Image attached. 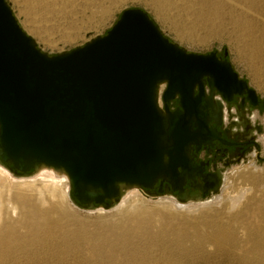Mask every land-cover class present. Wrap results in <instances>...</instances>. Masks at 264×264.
I'll use <instances>...</instances> for the list:
<instances>
[{"label":"water","instance_id":"1","mask_svg":"<svg viewBox=\"0 0 264 264\" xmlns=\"http://www.w3.org/2000/svg\"><path fill=\"white\" fill-rule=\"evenodd\" d=\"M226 57L188 52L139 8L105 35L50 55L0 0V160L20 174L63 170L83 209L111 205L121 185L210 195L217 165L206 172L197 154L252 143L230 137L215 96L260 105Z\"/></svg>","mask_w":264,"mask_h":264},{"label":"rangeland","instance_id":"2","mask_svg":"<svg viewBox=\"0 0 264 264\" xmlns=\"http://www.w3.org/2000/svg\"><path fill=\"white\" fill-rule=\"evenodd\" d=\"M6 1L24 31L50 55L73 50L105 35L124 10L142 9L167 38L188 52H215L220 57L227 53L226 58L264 104V0ZM255 111L263 136L258 134L260 140L241 145L248 158L251 147L257 150L251 160L254 165H246L249 160L241 157L237 163L227 164L234 148L224 149L221 145L212 152L203 149L197 154L198 162L207 163L206 172L215 165L226 168L225 183L234 187L232 195L244 184L252 186L248 198L237 208L231 211L224 191L217 201L208 202L210 195L206 194L207 203L191 205L193 211L180 212L157 207L147 192L133 187L104 211L83 209L72 202L67 181L63 186L69 193L67 199L49 202L45 193L41 197L46 200L40 198L44 209H53L57 217L61 216V225L49 230L53 234L49 235L45 228L33 232L20 210L4 211L0 229L14 225L20 240L0 264H264V237L256 242L258 231L264 233V109ZM255 166L259 175L253 171ZM6 169L11 191L25 189L20 182L42 184L61 177L47 169L27 175L16 174L7 166ZM239 172H245V181L237 178ZM29 192L36 197L38 189ZM134 208L144 209L147 214L139 230L128 229L137 215ZM75 230H80L83 238L77 237ZM199 236L203 241L198 245Z\"/></svg>","mask_w":264,"mask_h":264},{"label":"bare ground","instance_id":"3","mask_svg":"<svg viewBox=\"0 0 264 264\" xmlns=\"http://www.w3.org/2000/svg\"><path fill=\"white\" fill-rule=\"evenodd\" d=\"M215 102H216L217 112L222 113L223 121L228 126L227 132L230 135V137L240 142H243L244 140H248L251 138H258L260 136L258 135V128L256 127V125L259 126V129H260L259 134L261 135V137L263 136L262 126L256 121L255 113L254 114L252 113L254 112V110H251L248 106L246 107H240L239 105L226 106L225 102L219 96H215ZM246 109H249L252 112L251 113L249 111H248L249 113L245 112ZM226 110L228 114H226ZM241 111H244V112H241ZM252 117H254L253 119L256 121V125L254 124L255 122L252 120ZM249 142H255V141L252 140V141H248L244 143H249ZM242 151H243L242 149H239L234 153H230L228 157V164L237 163L238 160L240 159L239 157H241L243 158L244 161L249 160L246 165H254L251 160H252V157L253 159L255 158L256 151L253 150L249 158L244 155L240 156L241 154H243ZM6 166L12 170L10 166L4 164L0 160V220L3 216L4 211H7L8 209H11V211L20 210L24 215L23 218L25 222L29 225V227L33 230V232H37L41 228H45V229H48L47 230L48 234L49 233L53 234V232L51 231L49 232V230L54 229L57 226L59 227L61 225V216L59 215L57 217L53 209H44L43 208L44 203H43V200L41 199H45L44 193L47 194L49 198L47 200L49 202H51L52 200L55 202H58L61 199H67L69 196V193L63 189L64 184H66V182L69 181L67 174L63 170L55 169L53 167H49V166L42 164L35 168L37 172L47 169L50 172H53L55 175H60L61 176L60 180H55V179L47 180V181H44L42 184H38L37 181H30V182L24 181L20 183L22 187L25 186V189L16 188L15 190L12 189L11 191V188L9 186L10 185L9 184V174L6 169ZM242 166L244 167L243 163H242ZM215 171H216V174L218 175L219 184L215 190H212L210 192V197H209L210 201L208 202H211L212 199H214L215 201H217L218 199H221L222 193L226 191L225 201L228 202L229 208L232 211L233 209L237 208L245 199L248 198V194L249 192H251L252 186L244 184L238 188L237 194L232 195V190L234 187L231 185L230 182L228 184L225 183V181H227L228 179L226 178V174H225L226 168L217 167ZM253 171L258 175L261 173L258 171V168L256 166L255 168H253ZM15 173L20 174L18 172H15ZM23 175H27V174H23ZM236 176L237 178L239 179L242 178V180L245 181L243 179V177H246L245 172H239L236 174ZM133 187L143 189L139 186L121 185L120 195L117 199L112 201L111 205L109 206L108 205H99V206L90 205L86 207L85 209L97 208L99 211H104L110 208L111 206L116 205L118 201L120 200V198L122 199L123 197H125L127 193L131 189H133ZM32 188L38 189V193L36 197L34 196L32 197L29 194L30 193L29 191ZM144 191L147 192V195L150 198L156 201L157 207L158 206L162 208L170 207L180 212L193 211L194 209L190 208L191 205L207 203L204 201V197H201L200 194L196 192L193 194L188 193V194H185L184 196H177L169 191H166L165 193H163L164 195L163 194L160 195L155 191L153 192L146 191V190ZM42 195L44 196L43 198L41 197ZM10 204L11 206L9 208ZM133 210L137 212V215L134 216V219L132 222L133 226L129 227L128 229L139 230L146 223L147 214L144 211V209L134 208ZM130 212L132 213V211ZM62 215H64V212L62 213ZM14 230H15L14 225L0 229V260L9 253L11 246L15 242L20 240L18 237H16ZM73 233L77 237L81 236L83 238V234L80 230H75ZM257 237L258 239L256 242L258 243L261 242L263 240L264 233H262V231H258ZM209 238H210V235H209ZM198 240H199L198 242V245H199L203 241V237L199 236ZM93 241L96 242L94 238H93ZM179 242L182 245L183 241L181 239ZM256 251H260V250L257 248Z\"/></svg>","mask_w":264,"mask_h":264},{"label":"flooded vegetation","instance_id":"4","mask_svg":"<svg viewBox=\"0 0 264 264\" xmlns=\"http://www.w3.org/2000/svg\"><path fill=\"white\" fill-rule=\"evenodd\" d=\"M259 107H262V108L264 109V104H262L261 101H260V105H259ZM259 107H258V108H259ZM256 109H257V108H256ZM231 110H233V109H231ZM239 111H240V110H239ZM248 111H249L250 113L252 112V111L249 110V109H246L245 112H248ZM241 112H244V111H241ZM249 112H248V113H249ZM252 113H253V114L255 113V117H256V111L254 110V112H252ZM226 114H228L227 110H226ZM253 118H254V117H252V120L255 122L254 124L256 125V121H255ZM255 125H254V126H255ZM256 127L258 128V134H259V131H260L259 126L256 125ZM259 135H260V134H259ZM258 138H259V137H258ZM261 138H262V137H261ZM252 140L256 141V140H260V139H257V138H251V139H248V140H244L243 142H248V141H252ZM219 145H220V144H217V146H219ZM223 148L225 149V147H223ZM250 149H251V151H253V150H254V147H251ZM255 151H256V153H255V156H256V155H257V150L255 149ZM243 155L245 156L246 154H241L240 156H243Z\"/></svg>","mask_w":264,"mask_h":264}]
</instances>
